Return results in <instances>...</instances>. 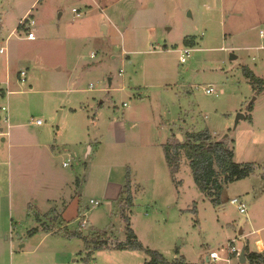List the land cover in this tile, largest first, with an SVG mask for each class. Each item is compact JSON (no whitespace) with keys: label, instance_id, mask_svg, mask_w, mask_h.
<instances>
[{"label":"rangeland","instance_id":"rangeland-1","mask_svg":"<svg viewBox=\"0 0 264 264\" xmlns=\"http://www.w3.org/2000/svg\"><path fill=\"white\" fill-rule=\"evenodd\" d=\"M26 13L36 41L18 29ZM260 32L264 0H0V147L10 157L0 182L13 173L15 205L1 225L9 239L0 264H145L143 251L79 254L84 237L124 242L125 214L170 264H205L211 252L226 259L233 240L264 244V89L245 73L264 80ZM203 131L228 141L236 164L254 166L225 186L220 204L196 186L187 159L174 176L165 158L173 136L183 143ZM128 174L132 208L121 196Z\"/></svg>","mask_w":264,"mask_h":264},{"label":"trees","instance_id":"trees-1","mask_svg":"<svg viewBox=\"0 0 264 264\" xmlns=\"http://www.w3.org/2000/svg\"><path fill=\"white\" fill-rule=\"evenodd\" d=\"M245 73L252 82L259 83L258 89H260V92L263 91L264 80L257 78L249 69ZM163 149L167 164L174 176L179 172L182 158L184 157L188 160L196 186L214 204H220V196L225 186L244 180L254 173V166L252 164H236L234 162V152L230 148L228 141L217 140L210 131L188 133L183 143L173 136L167 144L163 145ZM128 175L126 186L121 196L124 197L127 194L126 203L129 208H132L135 196L132 193L133 186L130 174ZM124 217L127 228L126 240L124 242L109 243L105 239L106 233L97 234L94 237H82L85 243V251H87L86 260L88 261L94 252L105 249L133 252L143 251L151 258L145 264H170L158 252L145 248L133 231L128 215L125 214ZM44 230L46 233H53L49 227H45ZM37 232L38 229H34L31 233ZM80 234V232L73 233L74 236H82ZM244 249L246 251L247 264H264L263 254L251 252L248 247H244ZM174 264L191 263L186 262L185 258H182L176 260Z\"/></svg>","mask_w":264,"mask_h":264},{"label":"crops","instance_id":"crops-1","mask_svg":"<svg viewBox=\"0 0 264 264\" xmlns=\"http://www.w3.org/2000/svg\"><path fill=\"white\" fill-rule=\"evenodd\" d=\"M28 13H26L24 16H23V19L26 17V15H27ZM26 20H27V18L26 19H24V20H22L21 21V23L19 24V26H18V29H19V27H22V28H20V29H25V30H27L28 28H25L26 26V24H27V22H26ZM32 29V28H31ZM31 29H28V30H30L31 31ZM29 31V32H30ZM37 37V36H36ZM260 37L261 38H263L264 36H262L261 35V32H260ZM29 40V39H28ZM37 40V39H36ZM35 40V41H36ZM31 41V40H30ZM21 72H23V71H21ZM253 72V71H252ZM254 73V72H253ZM256 76V75H255ZM21 77H22V75H21ZM26 77V76H25ZM257 77V76H256ZM7 85H9L8 83H7ZM8 93H9V91H8ZM36 124V123H35ZM37 126H39V125H37ZM41 126V125H40ZM3 131V129L1 128L0 129V132H2ZM214 137V136H213ZM7 142V138H5V137H2L1 138V142H0V144L1 145H3L4 143H6ZM0 149H2V151H0V166L2 165V166H5V164L8 162L7 160H9V156L7 155L6 156V153H5V148H1L0 147ZM6 158H7V160H6ZM12 175H13V173L12 172H10V171H8V173H7V175L6 174H3V180L0 182V185L2 184V185H5V187H6V191L3 193V194H0V241L2 240L3 241V237L5 238V240H6V242L8 241V236L6 235V231L5 230H3V229H1V225H3L4 224V222H5V219L7 218V217H9V216H12L13 215V212H14V207H15V205H14V203H13V196H12ZM92 201V200H91ZM92 204V203H91ZM24 205H25V203H24ZM16 209H18V212L20 213V214H23L24 213V211H25V209H24V206L23 205H20L19 207H17ZM12 221H13V219H12ZM50 233H52V232H50ZM5 242V243H6ZM244 246L245 247H248L247 246V244H244ZM256 246H257V249L256 250H253L251 247H250V245H249V247H250V251L251 252H258V253H261V254H263L264 255V244H263V242H261L260 240L259 241H257L256 242ZM3 250V246L0 244V263H1V259H2V253H1V251ZM84 252H87V251H85V249H83V251L82 252H80L79 254H81V256H87L86 254L87 253H84ZM76 255V254H75ZM73 256L74 255H70V259L74 262L75 260H73L74 258H73ZM85 258V257H84ZM132 260H133V262H134V264H138L137 263V261H138V259L137 258H131ZM135 259V260H134ZM206 263V262H205ZM141 264V263H140ZM207 264H209V262L207 263ZM246 264H247V262H246Z\"/></svg>","mask_w":264,"mask_h":264},{"label":"built area","instance_id":"built-area-1","mask_svg":"<svg viewBox=\"0 0 264 264\" xmlns=\"http://www.w3.org/2000/svg\"><path fill=\"white\" fill-rule=\"evenodd\" d=\"M73 12L75 13H78V10L74 9ZM36 24V22L34 20H31V22L29 23L30 27H34ZM28 29H31V28H28ZM261 35L264 36V32H261ZM27 39L31 40V41H35L37 39L36 37V34L33 32V31H30L28 32V35H27ZM191 51L190 49H186L183 53H181V56H180V63L181 64H185L189 57L191 56ZM6 53V48L2 47L0 48V54L4 55ZM21 75L22 77H25L26 76V72L23 71L21 72ZM206 94L208 95H213V94H216L215 90L213 88H209L206 90ZM126 106V104H125ZM2 112L6 113L5 117H4V123L5 124H9L10 122V117L8 115V108L3 106L2 107ZM36 125H42V121L41 120H37L36 122ZM2 134H6V135H9V133H2ZM69 161L63 163V167H68L69 166ZM92 204H97L96 202H94L93 200L91 201ZM231 204L233 205H236L237 206V209L238 211L245 215L247 213V208H246V204L240 199V198H233L231 200ZM228 258H221L220 255L216 252H211L209 254V256L207 257L208 260H211V261H214V262H224L226 264H232V261H237L240 263V255H241V251L242 249L241 248H237L235 246V240L231 241L228 245ZM210 263V262H209Z\"/></svg>","mask_w":264,"mask_h":264},{"label":"water","instance_id":"water-1","mask_svg":"<svg viewBox=\"0 0 264 264\" xmlns=\"http://www.w3.org/2000/svg\"><path fill=\"white\" fill-rule=\"evenodd\" d=\"M105 29V27H104ZM237 57L236 56H232V59H236ZM245 116L244 115H239L238 119H237V122L240 120V119H244ZM228 136H225L222 138V140H225L227 139ZM178 139L181 140V142L183 141V137L181 135H178ZM207 261L209 262L208 258H207ZM247 262V259H246V251L245 249L243 248L242 251H241V255H240V264H245Z\"/></svg>","mask_w":264,"mask_h":264}]
</instances>
